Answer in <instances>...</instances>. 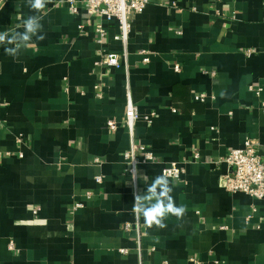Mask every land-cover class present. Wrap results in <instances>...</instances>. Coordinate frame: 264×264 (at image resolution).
<instances>
[{
  "label": "crops",
  "instance_id": "0c3cea01",
  "mask_svg": "<svg viewBox=\"0 0 264 264\" xmlns=\"http://www.w3.org/2000/svg\"><path fill=\"white\" fill-rule=\"evenodd\" d=\"M29 16L40 28L25 41ZM131 19L128 64L108 67L100 50L124 49L116 19L103 20L99 44L100 19L66 0H0V264H264V199L229 192L222 159L248 137L264 149V0H150ZM128 85L137 141L155 156L137 191L124 158ZM171 161L185 169L167 176L185 211L149 227L134 193ZM137 219L140 238L125 229Z\"/></svg>",
  "mask_w": 264,
  "mask_h": 264
},
{
  "label": "built area",
  "instance_id": "2783aa9c",
  "mask_svg": "<svg viewBox=\"0 0 264 264\" xmlns=\"http://www.w3.org/2000/svg\"><path fill=\"white\" fill-rule=\"evenodd\" d=\"M71 6L74 13H79L82 8L88 14V16L98 17L100 20L96 23L97 42L103 44L106 38V28L103 20L116 19L118 21L119 32L116 35L118 40H121L124 44L123 51L120 52H108L100 50V56L96 64L104 65L108 67L119 66L122 62L128 64V52L127 42L129 38V32L131 28V16L143 12L146 6L150 3V0H66ZM83 25H80V29H83ZM250 50L246 53L250 54ZM140 53L144 55L143 61L148 63L150 57L147 55L145 49L140 50ZM176 70H179V65L175 66ZM258 88L257 94L260 93ZM207 98L206 93H200L196 95V99L204 101ZM264 106V101H262ZM139 118V111L134 104L132 95L127 92V108L122 125L125 126L130 136V146L124 154V158L128 164L127 172L131 177L132 184L137 191L139 183V165L153 161L155 158L153 150L141 144L137 141L135 126ZM120 124L114 119L107 120V127L110 131H115L119 128ZM196 157L199 154H195ZM234 169L232 173L224 175L226 189L229 192H244L256 199H264V149L260 142L252 137L245 139L242 146L231 149L223 158ZM97 162L100 160L97 158ZM164 175L179 180L185 172V169L177 162L171 161L165 165L162 169ZM97 182L103 181L102 175L96 176ZM88 196L92 193L88 192ZM83 206L82 202H76L74 208L78 209ZM125 229L127 231L135 230L137 238L141 236V224L137 219L136 223L126 222ZM139 242V241H138ZM14 246V243H11ZM138 249L141 251L140 243H138ZM123 253H127L128 249L122 248Z\"/></svg>",
  "mask_w": 264,
  "mask_h": 264
},
{
  "label": "clouds",
  "instance_id": "9594fccd",
  "mask_svg": "<svg viewBox=\"0 0 264 264\" xmlns=\"http://www.w3.org/2000/svg\"><path fill=\"white\" fill-rule=\"evenodd\" d=\"M49 0H30V7L34 10H41L46 6ZM24 33L21 34L22 39L29 41L32 35H35L40 25L35 16H29L23 21ZM6 34L0 33V42H3ZM43 40L44 37H38ZM6 54H14V49L5 48ZM159 190V191H158ZM173 188L170 186L168 177L166 175L157 176L151 185L147 188L146 193H134L135 202L133 204V212L143 215L145 223L151 227L156 224L159 227H165L163 219L166 214L171 213L176 216H181L185 209L183 206L177 207L174 198L171 195ZM154 201V202H153Z\"/></svg>",
  "mask_w": 264,
  "mask_h": 264
}]
</instances>
